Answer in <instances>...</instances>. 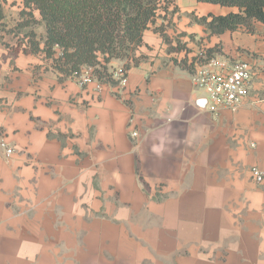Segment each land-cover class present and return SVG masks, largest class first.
<instances>
[{"label":"crops","instance_id":"crops-1","mask_svg":"<svg viewBox=\"0 0 264 264\" xmlns=\"http://www.w3.org/2000/svg\"><path fill=\"white\" fill-rule=\"evenodd\" d=\"M21 1L0 0V264H264V24L211 35L193 18L238 9L176 0L171 44L147 30L127 87L97 92L30 52ZM206 49L252 65L239 110L178 64Z\"/></svg>","mask_w":264,"mask_h":264},{"label":"trees","instance_id":"trees-1","mask_svg":"<svg viewBox=\"0 0 264 264\" xmlns=\"http://www.w3.org/2000/svg\"><path fill=\"white\" fill-rule=\"evenodd\" d=\"M6 1V0H1ZM200 3L238 9L226 15L209 14L194 21L206 27L211 35H222L252 22L264 24V0H197ZM176 0H22V21L16 32H24L30 52L45 55L53 60L54 68L62 79H74L85 67H95L101 80L112 85L116 82L109 72L113 60L125 62V70L140 64L143 57L136 52L143 45L144 33L153 30L167 44L171 40L167 29L171 18L178 12ZM38 12L40 19L35 17ZM4 18L0 3V21ZM158 19L162 23L158 24ZM44 29V35L37 28ZM171 51L186 50L177 40ZM28 51V50H27ZM204 60L215 58L213 50L202 52ZM191 63L182 60V67L194 71Z\"/></svg>","mask_w":264,"mask_h":264},{"label":"built area","instance_id":"built-area-1","mask_svg":"<svg viewBox=\"0 0 264 264\" xmlns=\"http://www.w3.org/2000/svg\"><path fill=\"white\" fill-rule=\"evenodd\" d=\"M204 59L203 55L197 58L194 71L191 74L193 86L204 90L208 95L210 113L218 115L223 109L233 112L239 110L248 96L253 77L252 65L243 61L230 66L225 59L220 57L207 61ZM126 72L123 68L118 67L110 73L116 82L114 85L101 80L95 67H85L81 75L72 80L81 88L94 84L97 92H102L104 87L123 90L128 84ZM133 124L134 119L132 117L129 126L132 127ZM131 136L137 139L139 137L138 131L132 129ZM14 153V147L3 136H0V159L9 161ZM252 174L258 185L264 184V171L254 167Z\"/></svg>","mask_w":264,"mask_h":264},{"label":"rangeland","instance_id":"rangeland-1","mask_svg":"<svg viewBox=\"0 0 264 264\" xmlns=\"http://www.w3.org/2000/svg\"><path fill=\"white\" fill-rule=\"evenodd\" d=\"M41 31V29L39 30V32ZM119 68H123L124 70H125V65H123V66H121V67H119ZM115 70V68H109V72L111 73L112 71H114ZM127 71V70H126ZM130 71V70H129ZM129 71H127L126 72V75H127V78H128V74H129Z\"/></svg>","mask_w":264,"mask_h":264}]
</instances>
